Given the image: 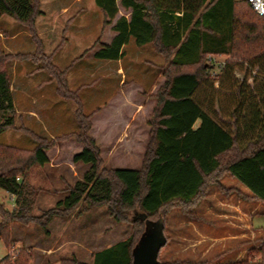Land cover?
Here are the masks:
<instances>
[{"label": "trees", "instance_id": "1", "mask_svg": "<svg viewBox=\"0 0 264 264\" xmlns=\"http://www.w3.org/2000/svg\"><path fill=\"white\" fill-rule=\"evenodd\" d=\"M93 1L103 16L101 32L109 26L113 33L108 43L99 37L86 50L92 51L93 58L119 60L130 39L137 47L152 45L159 55L169 58L164 81L154 95L140 166L123 169L103 165L99 146L89 135L93 113L82 112L78 92L67 89L64 71L52 63L51 54L42 52L35 27L37 16L42 14L39 1L0 0V17L17 22L35 46L30 54L6 53L0 46V133L13 129L38 140L30 151L0 145V189L15 198L11 211L0 204V241L9 243L14 221L45 228L53 217L68 216L80 203H85L86 209L104 205L114 221L130 224L131 234L91 253L88 263L72 256L60 264H132L133 249L146 222L161 220L164 225L172 209L187 219H196L193 210L211 186L229 194H244L238 188H226L221 183L225 176L247 189L250 197L244 194L245 199L256 200L264 207V87L254 85L257 72H252L255 62L264 56V16L253 12L246 2L238 4L235 0ZM119 8L127 15L119 16ZM212 54L228 55L213 77V67L205 58ZM13 60L37 63L38 69L45 70L54 81L56 94L75 103V130L46 140L24 126H15L7 70ZM239 67L245 68L241 81L234 77ZM222 74L236 84L231 122L216 121L198 95L208 80L212 84ZM249 77L252 86L247 83ZM68 140L79 147L76 151L73 148L71 162L88 165V169L66 188L63 199L33 216L30 212L35 189L27 183V173L34 165L48 164L47 150L56 142ZM129 212L132 217L128 220ZM256 242L258 245L245 249L244 259L237 262L191 263L180 259L160 261L157 257L156 264H264V236ZM30 258V253L23 250L12 260L3 257L1 263L28 264Z\"/></svg>", "mask_w": 264, "mask_h": 264}, {"label": "rangeland", "instance_id": "2", "mask_svg": "<svg viewBox=\"0 0 264 264\" xmlns=\"http://www.w3.org/2000/svg\"><path fill=\"white\" fill-rule=\"evenodd\" d=\"M38 1V7L44 13L42 16L39 15L40 17L37 16V18L39 17L37 24V18L35 20L36 32L38 31L41 38L42 52L44 55L52 54V63L59 70L64 71L66 81L68 78L67 89H79L78 95L83 106L82 112L91 114L100 111L101 106L105 105L107 98L116 90V87L120 88L129 84L130 81H136L141 86V91L138 94L149 102L143 116L146 121V144L149 130L147 122L152 116L156 101L154 95L164 81L163 74L168 70L169 58L154 54L156 51L152 45L140 49L133 42H129L124 47V56L119 61L99 60L94 62L91 57L92 51L86 52V50L99 37L100 41H106L112 35L109 26L101 32L103 16L94 1ZM235 1L238 4L240 2ZM62 7L67 9L65 13L61 11ZM119 13L127 15L122 9ZM71 18H75L74 21L70 22ZM68 24H70V27ZM68 28H70L68 33H65L64 29ZM0 33H2L0 46L4 52L20 54L34 52L35 46L27 31L11 18L7 16L0 17ZM65 37L68 40L66 43H64ZM205 58L206 61H210L209 63L213 67L214 72H211L213 77L215 73H219L218 66L228 59V55L212 54L207 55ZM91 68L96 69L98 74L103 77L109 75V78L99 77L104 83L102 89L93 90L94 81L90 78ZM117 68H121L124 73L121 85L118 84L121 78L116 79L112 76V71ZM7 70L9 76L15 75L18 82V88L12 94L19 110L15 116V126H24L46 140L56 139L62 134L75 130L74 111L76 105L72 100L55 94V83L50 80V76L45 70L38 69V64L31 60H13L8 63ZM244 71V67L236 68L234 70L235 79L241 81ZM252 72H257L254 85L264 87V56L255 62ZM228 75H231V73ZM220 77L212 84H210L212 81L208 80L198 95L204 100V108L212 114L216 121L231 122L230 115L236 104V84L229 76L222 74ZM151 78L154 79L152 82L150 81ZM39 83L44 85L43 95L47 100V105L50 106L49 110L44 109L40 103L41 99L38 97L40 95ZM247 83L250 86L253 85L250 77ZM82 84L87 85L83 86ZM148 84L151 85L148 86ZM153 85L156 86V90L151 92ZM34 97L36 101L40 100L32 104V102H35ZM28 108L39 114L41 117L40 123L32 121L24 113ZM53 114L54 117H52ZM105 114L108 115L109 113L106 111ZM51 119L56 120L57 125L53 126L49 122ZM104 120L106 119L98 123L99 131L104 129L106 124ZM226 128L230 130L231 126L228 125ZM37 141L18 130L8 129L0 133V145L21 150H32L38 143ZM70 142L76 143L73 140L56 142L52 148L47 150V155L50 158L49 163L42 167L34 165L28 171L26 181L35 189L31 215L38 216L43 211L53 207L57 201L63 199L66 196V188L74 184V179L80 180L82 174L88 169V165L71 163V154L74 149ZM99 149L105 167L138 168V164L123 158L111 160L107 156L106 146H99ZM58 162L61 164L60 166L53 168L49 166V164L56 165ZM67 163L73 165L77 174L75 178H72L66 173L67 171L61 169ZM227 178L229 177H223L221 183L226 188H236L229 184L230 181ZM236 185L238 186V184ZM209 193H213L211 196L235 195L243 201L245 200L246 203H251V205H248L240 202L241 206L238 208H241L244 212H253V214L242 216L241 220L234 216L225 220L215 217L213 220L204 214L206 210L201 204ZM235 196L230 200L228 199V202L233 206L227 209H232V211L238 205ZM206 197L193 210L196 219L185 218L177 209L169 211L164 223L166 243L161 247L158 255L160 261L180 259L191 263L207 261L232 263L243 260L245 249L249 246L258 245L256 239L264 236V207L260 202L245 199L247 197L244 194L240 196L235 193L229 194L215 186L209 188ZM14 199L13 195L0 189V204L6 210L11 211L14 208ZM210 199H213V197ZM85 207V203H80L68 216L53 217L45 228H41L32 222L27 224L17 221L12 222L9 230V243L6 245L0 241V257L8 256L12 260L20 251L27 250L31 255L28 264H60L62 259L72 256L81 262L88 263L91 253L125 239L131 234L130 224L114 221L108 214L106 206L100 205L88 209ZM216 207H213V209H216ZM131 217L132 214L129 212L128 220ZM249 223L251 224L249 225ZM250 230L254 234H251Z\"/></svg>", "mask_w": 264, "mask_h": 264}, {"label": "crops", "instance_id": "3", "mask_svg": "<svg viewBox=\"0 0 264 264\" xmlns=\"http://www.w3.org/2000/svg\"><path fill=\"white\" fill-rule=\"evenodd\" d=\"M76 1L79 2L80 0H75V2ZM120 9L121 8H119V12H120ZM66 10L67 9L65 7L61 8V11L64 13L66 12ZM123 12H125V11L123 10ZM43 14L44 13L42 12V14L40 16H42ZM118 15L120 16L121 14L118 13ZM38 18L36 20V24H37ZM74 19L75 18H71L70 22L72 20L74 21ZM68 21H69V19H68ZM70 24H68L69 27H70ZM36 28H37V26H36ZM69 29L70 28H68L66 30L64 29V32L66 31L65 33H68ZM1 34L2 33H0V37H1ZM37 36L39 37V39H41L39 34H38V31H37ZM112 36H113V33L108 40L102 41V42L108 43L110 41V39L112 38ZM67 41H68L67 37H65L64 43H66ZM129 42H133V40L130 39L128 41V43L123 46V52H124V47L126 45H128ZM62 45H60V46H62ZM146 46H148V45H144L142 47H137V46L136 47L141 49V48H144ZM11 53H15V52H11ZM154 54H157L159 56V54L156 52ZM91 57H92V54H91ZM52 59H53V55H52ZM93 59H94V62L99 61V59H95V58H93ZM119 60H115V61H119ZM102 61L112 62L114 60H102ZM91 64H93V63H91ZM36 70H37V68H36ZM109 74H111V73L109 72ZM112 76H114V78H116V79L121 78V80L118 81L119 85H121L123 83L124 73H123L121 68H117L115 71H112ZM99 77L102 78L103 76L99 75L98 72L96 71V69L91 68L90 69V78L93 79V81H94V89L93 90H98L99 88L102 89V87L104 85V83L101 81V78L99 79ZM106 77L109 78V75H106L103 78H106ZM153 80H154L153 78L150 79L151 82ZM67 82H68V78H67ZM82 85L86 86L87 84H82ZM150 85L148 84V86H150ZM43 87H44L43 83L38 84V89H39V94H40L38 97L41 99L40 103H41L42 107L44 109L49 110L50 106L47 105V103H46L47 100H46L45 96L43 95V93H44ZM16 88H18L17 78L15 77V75L10 76L11 94H13V92ZM115 89L116 90H114L112 92L110 97L107 98L105 105L103 104L101 106V110L92 114L91 119H90L91 120L90 135H91V137H93L96 140V142L99 146H102V147L106 146L107 156H109L111 158V160L123 158V159L130 161V162L138 164V168H139L141 160H142V155H143L144 146H145V138H146V121H145L143 116H144V113L146 112V106L149 105V102L147 99L141 98L140 94H138L141 91V86L139 85V83H136V81H130L129 84H127L125 86H121L120 88L116 87ZM151 89H152L151 92H154L156 90V86L153 85V87ZM69 90H76V88L75 89L69 88ZM76 91L78 92L79 89H77ZM54 92H55V88H54ZM12 99H13V95H12ZM34 99H35V97H34ZM39 100L36 101V99H35V102H32V104L37 103ZM56 102H58V101H56ZM13 106H14V109H15V112L17 115L19 110L16 107V103H15L14 99H13ZM106 111L109 113L108 115L105 114ZM24 113L26 115H28V117L32 121H34L36 123L41 122V117L33 109L28 108L27 110L24 111ZM52 117H54V114ZM103 119H106V120H104L106 122V124L104 126V129L99 131L98 123H100L101 120H103ZM49 122H51L53 126L57 125L56 120L51 119V120H49ZM103 135H104V137H103ZM49 137H53V136H49ZM70 144H72V148H74L75 151L78 150V148H79L78 145L71 143V142H70ZM72 164L67 163V164H65V166L61 167V169L67 171L66 173L68 175H70L72 178H75V176L77 174H76ZM60 165L61 164H59V162L56 165L49 164V166L51 168L56 167V166H60ZM61 180H62V178H61ZM74 180H73V182L77 181V178L75 181ZM227 180L230 181V183H229L230 185H233L234 187L241 190L247 197L248 196L250 197V193L247 191V189L244 188L243 186L239 185L234 179L227 178ZM236 184H238V186ZM211 194H213V193H209L208 196L206 197V199L201 204L206 210L204 212V214L208 215L213 220L215 217L222 218L223 220H225L227 218H231V216H234L238 220H241L242 216H248L250 213L253 214V212H244V210H242L241 208H238L241 206L240 202H242L243 204L246 202H245V200L243 201L241 198H238L235 195H229V196L214 195V196H211ZM233 196H235L234 198H237L236 203L238 204L237 208L236 209L234 208V211H232V209L231 210L227 209L228 207L232 208V206H233V204L231 205L230 202H228L230 199L233 198ZM212 197H213V199H210ZM246 204L251 205V203H246ZM215 206H217L216 209H213V207H215ZM251 214H250V216H251ZM250 216H249V218H250ZM250 224L251 223H249V225ZM250 233L254 234V232L251 230H250ZM109 246L110 245L105 246L103 248H106Z\"/></svg>", "mask_w": 264, "mask_h": 264}, {"label": "water", "instance_id": "4", "mask_svg": "<svg viewBox=\"0 0 264 264\" xmlns=\"http://www.w3.org/2000/svg\"><path fill=\"white\" fill-rule=\"evenodd\" d=\"M163 229L161 220L146 222L145 231L133 249L132 264H156L159 251L166 243Z\"/></svg>", "mask_w": 264, "mask_h": 264}, {"label": "built area", "instance_id": "5", "mask_svg": "<svg viewBox=\"0 0 264 264\" xmlns=\"http://www.w3.org/2000/svg\"><path fill=\"white\" fill-rule=\"evenodd\" d=\"M246 2L249 7L259 16H264V0H238ZM2 257H0V264Z\"/></svg>", "mask_w": 264, "mask_h": 264}]
</instances>
